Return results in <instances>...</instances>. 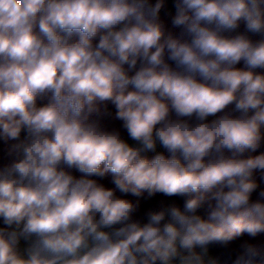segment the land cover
Instances as JSON below:
<instances>
[{"label": "clouds", "instance_id": "clouds-1", "mask_svg": "<svg viewBox=\"0 0 264 264\" xmlns=\"http://www.w3.org/2000/svg\"><path fill=\"white\" fill-rule=\"evenodd\" d=\"M167 3L0 0V264H217L264 234V0H172L170 27ZM145 193L183 204L142 223Z\"/></svg>", "mask_w": 264, "mask_h": 264}, {"label": "trees", "instance_id": "trees-1", "mask_svg": "<svg viewBox=\"0 0 264 264\" xmlns=\"http://www.w3.org/2000/svg\"><path fill=\"white\" fill-rule=\"evenodd\" d=\"M174 11V9L172 8V0H168L167 6L164 10H162L161 12V18L162 20H164L170 27V12ZM243 30V27H241V31ZM178 31V30H176ZM243 65H238V67H242ZM45 101H40L39 103H43ZM231 110V109H229ZM115 112L116 109L115 107L109 103L107 105V112H104L103 110V106H102V111L99 115H93L91 117V119L93 120H97L99 121V124L101 126V128H103L104 130L107 131H118L122 137H128V133L126 131V129L123 128L122 126V121L117 120L115 118ZM9 143H5L3 140H0V165L8 163L10 157L8 156V147H9ZM259 152H264V144H262L261 148L259 149ZM166 156L168 155L167 151H165L164 153ZM258 153H253L252 155H255ZM149 158H151V156L149 154H146ZM245 155H248L247 153ZM71 171V173L76 176L77 178H79L82 174L80 172H78L75 169H71L69 170ZM91 179H94L97 181V183L104 185L107 188H114V184L112 183V177L111 175H106L104 177H99V176H92L89 177ZM256 178L257 181L259 182V186L261 187V190L264 188V180L260 179V174L257 173L256 174ZM260 190V191H261ZM264 190V189H263ZM259 189L257 190V197L259 198ZM117 196H120L122 198L125 199H129L132 200L133 202L137 201V197H134L132 195H127L125 196L124 194L120 193L119 191L116 192ZM171 203H176L178 205L183 204V199L181 197L178 196H173V197H167L164 196L163 194H156L152 197H148L147 193L144 194L143 197L139 198V208L137 210L136 213H134L133 215V219L135 220H139L142 223L146 222L147 217H146V213L149 210H159L160 208L171 204ZM153 205V207H151ZM200 214L201 215H205L206 214V210L205 209H201L200 210ZM0 226L2 225V221H0Z\"/></svg>", "mask_w": 264, "mask_h": 264}, {"label": "built area", "instance_id": "built-area-1", "mask_svg": "<svg viewBox=\"0 0 264 264\" xmlns=\"http://www.w3.org/2000/svg\"><path fill=\"white\" fill-rule=\"evenodd\" d=\"M257 192L253 195V199H257ZM248 241L252 244L264 247V234H258L256 237H251L244 234L239 239L232 242L227 247L220 245H213L212 250L219 264H234L235 261V250L239 248L241 243Z\"/></svg>", "mask_w": 264, "mask_h": 264}, {"label": "rangeland", "instance_id": "rangeland-1", "mask_svg": "<svg viewBox=\"0 0 264 264\" xmlns=\"http://www.w3.org/2000/svg\"><path fill=\"white\" fill-rule=\"evenodd\" d=\"M214 117H209V120L213 119ZM122 139H124L125 141H127L130 145L132 146H138L137 143L133 140H131V138L128 136V137H122ZM157 152H162V153H165V149L162 147V146H157V149H156ZM146 154H149L151 157L154 156L156 153H153V152H148ZM259 191L261 190V187L259 186ZM264 189V188H263ZM262 189V190H263ZM153 207V205L151 206ZM210 250V249H209ZM211 254V253H210ZM212 255V254H211Z\"/></svg>", "mask_w": 264, "mask_h": 264}, {"label": "crops", "instance_id": "crops-1", "mask_svg": "<svg viewBox=\"0 0 264 264\" xmlns=\"http://www.w3.org/2000/svg\"><path fill=\"white\" fill-rule=\"evenodd\" d=\"M23 246H24V242L22 241V242H21V247H23ZM209 249H210V250H209V252H208V255H209L211 258H214V259L217 261V264H219L217 258H216L215 255H214V252H213V250H212V246H210ZM210 253H211L212 255H211Z\"/></svg>", "mask_w": 264, "mask_h": 264}]
</instances>
